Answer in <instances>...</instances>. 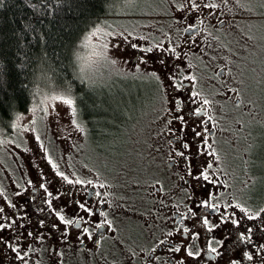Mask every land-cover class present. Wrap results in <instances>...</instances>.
<instances>
[{
	"label": "rangeland",
	"instance_id": "1",
	"mask_svg": "<svg viewBox=\"0 0 264 264\" xmlns=\"http://www.w3.org/2000/svg\"><path fill=\"white\" fill-rule=\"evenodd\" d=\"M153 7L145 14L112 19L113 25H97L93 30H101L100 38L93 37L91 44L85 38L93 30L84 38L79 64L85 82L93 87L99 100H104L99 117L93 108L81 109L78 104L73 116L67 105L53 99L69 95L47 90L18 116L19 120L15 118L13 125L18 127L0 130V208H4L0 223L12 224L7 231L14 232L19 225L27 224L28 228L32 223H26L29 210L21 202L18 193L22 189L18 185L19 177H25L28 187L39 185L33 182L37 170L40 172L37 181L47 188V192L43 189L47 202L51 201V206L67 217L74 212L60 204L56 193L61 186H91L102 192L112 237L105 244L110 252L106 264H124L125 236L141 232L142 223H157L162 212L156 203L150 210L141 209L140 200L142 192L146 194L162 183H159L161 168L166 169L174 156L170 137L187 138L188 135H183L185 131L196 128L193 121L189 125L183 120L170 123L176 101L185 106L188 117L204 112L197 125L202 124V135L214 132L210 140L213 148L210 153L215 156L212 165L229 178L228 182L250 181L247 169L255 170V176L256 170L264 165V0H161ZM196 21L200 23L198 34L184 42V30ZM166 38L174 49L172 69L167 71L160 68ZM102 43L108 44L106 58L98 54L104 51L99 47ZM148 48L153 51L147 52ZM137 51L143 52V57L134 65L132 60ZM177 73H181V83H190L189 88L181 91L176 87L173 78ZM95 130L103 131V135L99 136ZM190 149L191 167H195L191 174L198 184L201 160L210 157L209 150L199 151L198 155V147L187 150ZM239 153L246 160L245 180H240L237 173ZM49 158L58 165L57 169L49 163L44 168L38 166L39 161ZM57 170L73 181L90 180L92 184H68L56 175ZM184 171L183 168L181 172ZM41 172L44 181L38 177ZM172 173L168 174L166 184L162 183L166 189L175 188L180 182ZM254 183L255 179L246 191ZM100 184L105 186L101 188ZM75 264L87 262L84 258Z\"/></svg>",
	"mask_w": 264,
	"mask_h": 264
},
{
	"label": "flooded vegetation",
	"instance_id": "2",
	"mask_svg": "<svg viewBox=\"0 0 264 264\" xmlns=\"http://www.w3.org/2000/svg\"><path fill=\"white\" fill-rule=\"evenodd\" d=\"M215 17V15L211 16L213 20H215ZM221 23L223 22L219 24ZM190 25L185 30H197L189 35H185L184 30V42L198 34L200 30L198 21ZM172 49L170 42L167 41L163 44L164 54L160 57V68H163L162 70L172 69L174 61V51H171ZM142 57L143 52H135L132 63L135 65ZM180 76L181 74L177 73V77L173 78V80L175 84L180 85L179 88L182 91L189 88L190 83H181L179 80ZM184 107L179 106V110L176 108L175 117L173 119L170 118V123L175 122L176 124V121L180 120L178 117L182 116L185 124L189 125L188 122L193 121L195 123L193 126L194 128L196 126V128L194 131H185L183 135H188L187 138L182 136L178 137V139L173 136L170 137L169 143L174 156L167 162L166 169L161 168L162 179L159 178V183L166 184L169 177L168 174L173 172L172 176L174 175L180 179V182L175 185V188L166 189L161 183L146 194L145 192L141 193V197H143L140 200L141 209L150 210L152 205L156 203L162 212L158 215L157 223H142L143 229L141 232L133 231L128 234V237L127 235L125 236L123 246H125L124 256L126 262L124 264H179L181 259L185 261V264H228L229 257L238 258L244 250H248L253 254V260L243 259L241 264H264V248L259 247L260 244H264V234L257 230L258 226H264V212H260V209L264 208V195L258 201L253 199L245 200L241 197L240 190L244 185L236 181L234 183L228 182L229 178L224 177L222 172L212 165L215 161V156L212 152L210 153L211 150L213 151L210 143L213 138V132L209 131L205 135H195V132L201 133L202 124L197 125V121L202 115L200 113H192L191 117H188V114L184 113ZM185 144L188 145L187 149L191 146L195 149L198 147V150H196L198 155L199 151L202 153L201 151L206 152L209 150L208 155L210 157L206 156L205 160H201V171L198 172L201 182L198 184L193 182L192 176L194 175L191 174L192 171H195V167H191V149L190 151L185 149ZM181 152L184 153L183 156L179 155ZM13 159L12 162L15 161ZM207 160L211 161L206 162ZM27 164L30 166L29 163ZM209 164L212 165L211 168H208ZM45 165H48L46 159L38 162V166L41 168H44ZM181 168L182 170L184 168L185 171L181 172ZM205 171L209 175L211 183L201 177L200 174ZM39 173L37 170L35 171L33 182H37L39 185L35 183L37 185L34 187H28L25 183V177H19L21 183L18 185V189L22 190L18 194L21 196L24 208L28 207L29 210L27 211L25 208L28 212L26 223H29V221L32 223L28 228H26V224V226L20 227L14 232L5 230L2 233L4 238L12 246L20 249L22 255L24 252L28 253L26 256L27 264H47V262H50V264H75L79 259L84 258L87 264L108 263L107 258L109 259L110 252L105 249V244H108L112 238L111 230H109L110 226L105 223L103 227L96 228L97 223H102L109 219L108 208L102 201V194L99 197L95 196L96 190L91 186H61L56 193L59 197L58 200L67 210H73L74 214L72 217H67L66 214L60 213L66 219L79 220L80 224L79 227L75 224L66 226L56 216L58 209L49 205L44 197V188H41V183L37 181ZM38 177H40V181H44L42 172ZM205 201L218 205V207L206 208L203 206ZM79 203H86V206L90 207L94 214L89 216L84 213L83 210L79 209ZM229 205H239L240 207H229ZM189 209L192 211L190 212ZM241 209H247L248 214L259 212L260 217L257 220H248ZM101 212L105 215H100ZM233 212H235V216L232 215ZM221 214L239 220L241 227L237 229L227 223L221 225L214 232L209 233L202 223L203 219L207 218L211 223L215 224L219 222ZM81 217L83 219H80ZM41 220L44 222L43 225L40 224ZM53 224H56L57 227H52ZM247 227L254 228V231L250 234L253 243H240L237 246L238 250L226 251L223 256H217L207 250V242L212 240L213 237L220 238L225 232H231L234 240L238 232L244 231ZM84 228H87L89 232L84 233ZM184 228L191 229L192 233H198L199 239L192 240V233L184 232ZM28 232H32L33 235L28 236ZM46 243L48 244L46 245ZM228 243L231 249V242ZM189 244L192 246L193 251L201 252V259L194 261L188 258L184 251H173L174 248L180 247L183 249ZM48 245H50V250ZM103 253L105 256H102ZM0 264H25V262L17 260L15 253L10 248L0 245Z\"/></svg>",
	"mask_w": 264,
	"mask_h": 264
},
{
	"label": "trees",
	"instance_id": "3",
	"mask_svg": "<svg viewBox=\"0 0 264 264\" xmlns=\"http://www.w3.org/2000/svg\"><path fill=\"white\" fill-rule=\"evenodd\" d=\"M160 2L0 0V65L4 69L0 82V130L11 129L15 118L47 90L71 96L81 109L89 106L99 117L98 110L104 100H99L93 87L85 82L79 64L84 38L99 24L113 25L112 19H124L126 14H145ZM118 76L138 81L131 76ZM96 96L98 99L94 101ZM174 117L175 114L171 116ZM102 132L97 130L96 134L102 136ZM212 135L214 137V132ZM125 144L126 141L123 148ZM241 156L239 153L237 157L236 165L240 164L237 173L240 180H245L243 166L246 160ZM247 170L252 179L241 182L244 185L240 190L241 197L258 201L264 195V165L256 170L255 176V170L250 167ZM254 179L257 183L251 187L252 192L249 191L251 188L246 191Z\"/></svg>",
	"mask_w": 264,
	"mask_h": 264
},
{
	"label": "snow or ice",
	"instance_id": "4",
	"mask_svg": "<svg viewBox=\"0 0 264 264\" xmlns=\"http://www.w3.org/2000/svg\"><path fill=\"white\" fill-rule=\"evenodd\" d=\"M193 8H196L197 5L195 3H193ZM206 6H209V5H206ZM210 7H216V5H210ZM101 32V30L99 28L93 30L85 39L87 41L88 44H91V41H92V38L93 37H97L98 39L100 38L99 37V33ZM106 35H110V34H106ZM100 48H102L104 51L103 52H100L98 53L99 55L103 56L104 58H106V50L108 49V44L107 43H102L99 45ZM114 47H119L118 45H114ZM132 47H136V45H132ZM147 52H152L153 49L152 48H148L146 49ZM171 51H174V49H172ZM113 63H115V61H112ZM161 63H163V61H161ZM3 74H4V69H3V65H0V82H2L3 80ZM153 76H156L157 79H160L159 76L156 75V73H153L152 74ZM177 88L180 87V85H176ZM198 95V94H196ZM54 100H59L60 102H62L63 104L67 105L70 109H71V113L73 116L76 115V107H75V101L70 97V96H56V97H53ZM205 104L208 103L207 100L204 101ZM179 106H180V101H176V107H177V110H179ZM180 120H183V117L180 116L178 117ZM20 117H17V120H19ZM33 123H35V121L33 120ZM73 124H76V121L75 119L73 120ZM77 127H79V125L77 124L76 125ZM13 127H18V124H14ZM81 131H83V129L81 128L80 129ZM195 135L199 136L201 135V133L199 132H195ZM37 140H39V136L36 137ZM185 148L188 147L187 144L184 145ZM214 154V153H212ZM179 155L183 156L184 153L181 152L179 153ZM48 163L51 165V167L53 169H57L58 168V165L53 163V161L51 160V158L48 159ZM212 165L209 164L208 165V168H211ZM56 175L61 177L64 181H66L68 184H84V183H87V184H92V181H82L80 179H76L75 181L69 179L68 176L64 175L63 172H60V171H56ZM201 177L203 178V180L205 181H208L209 183H211L212 181L210 180V177L209 175L207 174V172H202L201 174ZM199 178V177H198ZM105 185L104 184H100L99 187L103 188ZM41 188H44L45 192H47V188L45 187V185L41 184ZM49 196H51L52 194L49 192L47 193ZM95 196L99 197L101 195V193L99 192H95L94 193ZM48 204L51 205V201H48ZM203 206L206 207V208H216L218 207V205H214V204H210L208 203L207 201L203 202ZM12 207H15L14 205H12ZM79 209L83 210L84 213L88 214L89 216L93 215L94 213L92 212V209L90 207H87L86 206V203H79L78 205ZM229 207H240L239 205H229ZM189 211L191 212L192 210L189 209ZM242 212L245 213V215L247 216V219L248 220H257L259 219L260 217V213H255V214H248V210L247 209H241ZM4 212V208H0V214H2ZM260 212H264V208L260 209ZM100 215H105L103 212L100 213ZM233 216H235V212L232 213ZM56 216L58 217V220L64 224V225H73L75 224L77 227L80 226L79 224V220H74V219H66L64 215H62L60 212H57L56 213ZM80 219H83V217H81ZM12 223H15V221H13ZM43 221L41 220L40 221V224L43 225ZM107 223L110 225V222L108 221H103L102 223H97L96 224V228H101L103 227V225ZM203 225L206 227L207 231L209 233H212L214 232L216 229H219L221 227V225H224V224H227V223H230L231 225H233L235 228L239 229L241 227V224H240V221L237 220V219H232L230 217H227V216H224L223 214H221L220 218H219V222L218 223H211L209 221V219L207 218H204L203 221H202ZM12 227V224H4V223H0V245H4L5 248H10L11 251L13 253H15V258L17 260H20V261H24L25 264H27V261H26V256L28 255L27 252H24V254L22 255L21 252H20V249L12 246L11 243H9L5 238L4 236L2 235V233L11 228ZM19 227L23 228L24 225H19ZM52 227H57L56 224H53ZM257 230L264 234V226H258ZM184 232L186 233H192V230L189 229V228H184L183 229ZM254 231V228L253 227H247L244 231H240L238 232V234L236 235L235 239L233 240L232 238V235H231V232H225L222 237L220 238H217V237H213L212 240L208 241L207 244H208V248L207 250L211 253H215L217 256H223L224 255V252L226 251H229V250H238V244L240 243H244V244H251L253 243L252 241V237H251V233ZM83 232L84 233H88L89 230L87 228H84L83 229ZM66 234V233H65ZM33 233L32 232H28V236H32ZM19 238V237H17ZM191 239L192 240H197L199 239V234L198 233H192L191 234ZM228 242H231V245H232V248L230 249L229 248V243ZM260 248H264V244H260L259 245ZM173 251L175 252H181V251H184L186 256L188 258H191L192 260L196 261V260H199L201 259V252L200 251H193L192 250V246L189 244V245H186L183 249L180 248V247H177V248H174ZM243 259H246L248 261H252L253 260V254H251L248 250H244L242 255L238 258H232V257H229V260H228V264H241V260ZM179 264H185V261L183 259L180 260Z\"/></svg>",
	"mask_w": 264,
	"mask_h": 264
},
{
	"label": "water",
	"instance_id": "5",
	"mask_svg": "<svg viewBox=\"0 0 264 264\" xmlns=\"http://www.w3.org/2000/svg\"><path fill=\"white\" fill-rule=\"evenodd\" d=\"M221 26H223V23L219 24V27H221ZM196 30H197V29H196ZM196 30H185L184 33H185V35H189V34L195 32ZM218 75L221 76V75H222V71H219V72H218ZM203 113H204L203 111L200 112L201 115H202Z\"/></svg>",
	"mask_w": 264,
	"mask_h": 264
}]
</instances>
